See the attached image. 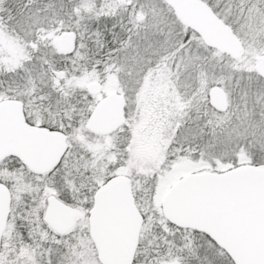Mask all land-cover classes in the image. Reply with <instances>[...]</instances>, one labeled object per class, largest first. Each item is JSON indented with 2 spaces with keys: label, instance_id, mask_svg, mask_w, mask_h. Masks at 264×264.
Listing matches in <instances>:
<instances>
[{
  "label": "snow or ice",
  "instance_id": "6c2138e0",
  "mask_svg": "<svg viewBox=\"0 0 264 264\" xmlns=\"http://www.w3.org/2000/svg\"><path fill=\"white\" fill-rule=\"evenodd\" d=\"M0 264H264V0H0Z\"/></svg>",
  "mask_w": 264,
  "mask_h": 264
}]
</instances>
